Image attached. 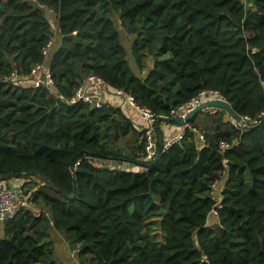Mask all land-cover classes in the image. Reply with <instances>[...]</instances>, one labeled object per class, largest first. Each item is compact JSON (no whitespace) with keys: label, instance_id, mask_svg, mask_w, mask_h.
Wrapping results in <instances>:
<instances>
[{"label":"trees","instance_id":"1","mask_svg":"<svg viewBox=\"0 0 264 264\" xmlns=\"http://www.w3.org/2000/svg\"><path fill=\"white\" fill-rule=\"evenodd\" d=\"M41 63L64 100L30 86ZM89 75L155 117L216 90L260 123L200 110L156 163L127 170L143 162L144 127L118 106L67 103ZM263 80L264 0H0V180H28L44 210L4 220L0 264H56L52 228L79 264H264Z\"/></svg>","mask_w":264,"mask_h":264},{"label":"built area","instance_id":"2","mask_svg":"<svg viewBox=\"0 0 264 264\" xmlns=\"http://www.w3.org/2000/svg\"><path fill=\"white\" fill-rule=\"evenodd\" d=\"M53 44V40H50L43 48L42 52L44 55H47L51 46ZM34 75L32 82L30 83L31 87H38L40 85H45L51 89L53 94L59 99L64 100V97L61 94L56 93L53 89V80L50 77L49 72L47 71V66L45 63L37 64L36 67L33 69L32 74ZM19 77V76H18ZM15 72L13 71L9 76L5 77L4 80H8L9 78H18ZM264 85V80L262 81ZM104 87H109L100 77L95 75H89L84 82L78 87L75 91L74 95L66 100L69 104H75L77 102H83L91 107L100 108L103 106L104 101L102 100V93L101 90ZM113 89V88H112ZM114 92L126 98L129 103L134 106L138 113L140 114L142 120L144 121V152L142 156L143 162H150L156 155L157 152V140H156V132L154 128V121L156 117L153 113L147 108H140L138 107L133 98L126 94L124 91L120 89H113ZM211 99H221L226 100L218 91L216 90H202L196 95L195 97L191 98L185 104H182L176 108H171L169 112V116H179L184 118L189 112H191L195 107L201 104L204 101L211 100ZM227 101V100H226ZM217 108H205L203 111L207 112H215ZM264 112L260 115L263 116ZM230 118V117H229ZM231 119V118H230ZM243 124H250L254 125L258 123L257 118H250L249 116H242ZM187 124L184 125L187 126ZM184 130V129H183ZM183 131L178 133L177 135L169 138L165 142H163L162 150L167 149L172 144L176 143L179 138L182 136ZM203 136L200 135V138ZM220 150L224 151L225 149L230 147L228 142H221L220 143ZM96 167H101L102 165L99 162L93 163ZM110 170H125L123 167L111 165ZM219 182H214L212 184V191L211 196L214 201V206L211 209L209 217L213 214L218 217L217 209L221 207V189L222 185ZM32 208L35 211V215L39 216L44 210L42 208H33L31 202L29 200V193L24 192L21 189L12 190V189H5L0 188V231H1V221L14 217L18 212ZM217 220V218H216ZM208 222V220H207ZM74 252H76L74 250Z\"/></svg>","mask_w":264,"mask_h":264},{"label":"crops","instance_id":"3","mask_svg":"<svg viewBox=\"0 0 264 264\" xmlns=\"http://www.w3.org/2000/svg\"><path fill=\"white\" fill-rule=\"evenodd\" d=\"M47 15L50 18H53L55 16V13L52 10H47ZM55 24V23H54ZM58 29L56 25L54 26V33L58 35ZM58 37V36H57ZM33 78L34 75H31ZM102 93V100L106 104H110L112 106H118L120 107L131 119V121L138 127V129H141L145 126L146 123L142 120L140 114L138 113L137 109L132 106L129 101L117 95L114 90L110 87H104L101 90ZM225 112V111H224ZM226 117L229 118L228 114L225 112ZM230 119V118H229ZM232 120V119H230ZM233 121V120H232ZM158 129H160L163 133V137L159 136L163 142L168 140L169 138L177 135L181 131H183L184 126L178 125L172 122H164L161 121L159 123ZM156 140L158 141V136L156 132ZM140 167V169H138ZM144 168V167H143ZM125 169L127 170H141L142 167L137 165H127L125 166ZM28 180L20 177H11L6 180H0V188L5 189H12V190H18L23 189L24 182ZM218 185H222V182ZM26 188V186H25ZM2 223L4 221H1ZM208 223V222H207ZM2 225V224H1ZM0 238H2V231H0ZM50 239L52 240L53 247H54V256L55 261H58L62 264H79L77 258H76V252H74V245L70 243V241L66 240L64 236L57 231L56 229H51L50 231Z\"/></svg>","mask_w":264,"mask_h":264},{"label":"water","instance_id":"4","mask_svg":"<svg viewBox=\"0 0 264 264\" xmlns=\"http://www.w3.org/2000/svg\"><path fill=\"white\" fill-rule=\"evenodd\" d=\"M217 108L220 110L225 111L228 116L233 120L234 124L238 127V128H243V129H254L256 128L260 122H258L257 124L254 125H250V124H243V120H242V116L239 115L238 113H236L230 103L226 100H221V99H211V100H207L202 102L201 104H199L197 107H195L191 112H189L184 118L179 117V116H158L156 117L155 121H154V128H155V132H158V126L159 123L161 121L164 122H172L178 125H182L184 126L185 124L188 123V121L190 120V118L198 111L200 110H204L205 108ZM162 145H163V140H161L158 137V141H157V152L155 157L150 161V162H140L139 165L144 167V168H148L150 167L152 164L156 163L160 157V154L162 152ZM23 174V173H22ZM26 174H29V172H27ZM73 185L74 184V179H73ZM58 192H61L59 189H57ZM75 193L71 196L74 197Z\"/></svg>","mask_w":264,"mask_h":264},{"label":"rangeland","instance_id":"5","mask_svg":"<svg viewBox=\"0 0 264 264\" xmlns=\"http://www.w3.org/2000/svg\"><path fill=\"white\" fill-rule=\"evenodd\" d=\"M242 1L245 2V0H242ZM118 28H119V30L121 31V38H122L121 40H122L123 44L125 45V47L129 50L132 37H131V36H128V35H125L119 26H118ZM130 58H131V57H130ZM32 181H33V182H31V183L28 185V187L26 188V190H28V189H32V188H35L36 183H43L42 180H41L39 177H37V176H36V177H33V180H32ZM216 218H217V217H216L215 215L212 214V215L209 217V219H208V224L211 225V224H213L214 222H216V221H217ZM56 264H62V263L56 261Z\"/></svg>","mask_w":264,"mask_h":264}]
</instances>
